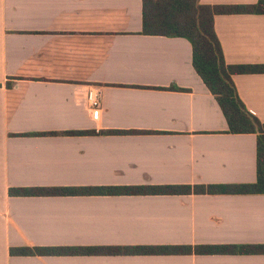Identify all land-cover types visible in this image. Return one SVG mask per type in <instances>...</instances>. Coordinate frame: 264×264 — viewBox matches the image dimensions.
<instances>
[{
  "label": "crops",
  "instance_id": "obj_1",
  "mask_svg": "<svg viewBox=\"0 0 264 264\" xmlns=\"http://www.w3.org/2000/svg\"><path fill=\"white\" fill-rule=\"evenodd\" d=\"M214 31L227 65H264V15H215ZM141 32L142 0H0V264H264V254L10 253L264 244V194L9 195L12 188L256 181V134L227 132L193 68L190 43ZM232 81L264 124V73ZM90 89L100 96L95 116L85 100Z\"/></svg>",
  "mask_w": 264,
  "mask_h": 264
},
{
  "label": "trees",
  "instance_id": "obj_2",
  "mask_svg": "<svg viewBox=\"0 0 264 264\" xmlns=\"http://www.w3.org/2000/svg\"><path fill=\"white\" fill-rule=\"evenodd\" d=\"M264 15V0L247 5H202L199 0H142L143 35L186 39L192 49V65L218 103L230 134H256V181L245 185L87 186L12 188L10 196H98L181 194H264V124L250 114L240 100L232 75L261 74L264 65H227L214 31V16ZM170 90H184L171 86ZM110 134L126 133L111 131ZM15 256L65 255H248L264 254V244L165 245L101 247H20Z\"/></svg>",
  "mask_w": 264,
  "mask_h": 264
},
{
  "label": "built area",
  "instance_id": "obj_3",
  "mask_svg": "<svg viewBox=\"0 0 264 264\" xmlns=\"http://www.w3.org/2000/svg\"><path fill=\"white\" fill-rule=\"evenodd\" d=\"M86 103L92 112V115H96V112L100 109V96L98 91L90 89L85 96Z\"/></svg>",
  "mask_w": 264,
  "mask_h": 264
}]
</instances>
